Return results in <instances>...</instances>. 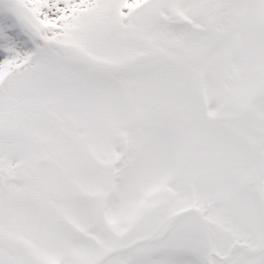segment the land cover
I'll use <instances>...</instances> for the list:
<instances>
[{"label": "snow or ice", "instance_id": "6c2138e0", "mask_svg": "<svg viewBox=\"0 0 264 264\" xmlns=\"http://www.w3.org/2000/svg\"><path fill=\"white\" fill-rule=\"evenodd\" d=\"M0 264H264V0H0Z\"/></svg>", "mask_w": 264, "mask_h": 264}]
</instances>
